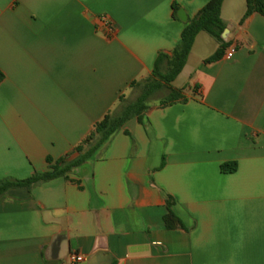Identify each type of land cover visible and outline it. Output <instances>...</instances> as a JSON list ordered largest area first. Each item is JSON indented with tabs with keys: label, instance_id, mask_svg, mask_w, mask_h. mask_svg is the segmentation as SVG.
I'll use <instances>...</instances> for the list:
<instances>
[{
	"label": "crops",
	"instance_id": "obj_1",
	"mask_svg": "<svg viewBox=\"0 0 264 264\" xmlns=\"http://www.w3.org/2000/svg\"><path fill=\"white\" fill-rule=\"evenodd\" d=\"M209 1L0 0V180L76 161L180 44L174 5L189 22ZM246 11L224 0L228 41L197 35L172 83L185 102L156 91L91 159L0 198V264H264V17ZM170 197L183 228L165 224Z\"/></svg>",
	"mask_w": 264,
	"mask_h": 264
},
{
	"label": "trees",
	"instance_id": "obj_2",
	"mask_svg": "<svg viewBox=\"0 0 264 264\" xmlns=\"http://www.w3.org/2000/svg\"><path fill=\"white\" fill-rule=\"evenodd\" d=\"M247 11L241 20L244 23L245 20L252 14L257 13L264 17V0H246ZM224 0H211L209 1L197 14L195 18L185 24L182 32L181 42L174 49L172 54H160L157 58L154 77L155 81H150L143 94L134 102L129 104L123 109L122 112L117 115L108 114L102 121L96 124L90 134L82 141V143L76 147V151L80 153V157L69 164L65 163V159H60L55 162L50 172L45 174H34L32 177L24 180L17 179H3L0 180V198L3 197L9 190L15 188H30L33 184L39 181H50L60 176H65L73 167L80 165L101 149L108 140L116 133L124 123L131 117H138L141 121L143 114L148 109L147 103L156 91L162 88L169 90L168 95L160 102L162 107L169 106L179 101L185 102L187 99L183 94V90L175 89L172 83L178 77V75L184 69L187 59L192 50L194 41L197 35L206 31L213 35L216 39L223 42L222 34L226 30V27L221 18V10ZM179 7L174 5V16L177 18ZM223 55V49L218 50L212 57L206 60L207 63H212L219 60ZM166 64L163 72L162 66ZM4 80V74L0 70V83ZM48 162L51 164L52 160L48 158ZM237 167L235 163H225L221 166V170L224 173H230L236 171ZM174 205V199L170 197L167 201L168 213L166 214L164 221L169 229L183 228L184 224L176 216L172 207Z\"/></svg>",
	"mask_w": 264,
	"mask_h": 264
},
{
	"label": "built area",
	"instance_id": "obj_3",
	"mask_svg": "<svg viewBox=\"0 0 264 264\" xmlns=\"http://www.w3.org/2000/svg\"><path fill=\"white\" fill-rule=\"evenodd\" d=\"M98 24L100 28H103L106 31L108 39L114 38L115 26H114V22L112 21L110 17H108L107 15L99 16ZM234 53H235V50L231 49L230 52L227 54V58L228 59L232 58ZM71 260L72 262L81 263V262L86 261V257L83 255L73 254L71 256Z\"/></svg>",
	"mask_w": 264,
	"mask_h": 264
},
{
	"label": "water",
	"instance_id": "obj_4",
	"mask_svg": "<svg viewBox=\"0 0 264 264\" xmlns=\"http://www.w3.org/2000/svg\"><path fill=\"white\" fill-rule=\"evenodd\" d=\"M177 17L178 19L183 22V23H187L188 21V17H187V14L186 12L184 11V9H180L177 13ZM231 32H232V27H227V29L224 31V33L222 34V38L225 40V41H228L227 38L228 36L231 35Z\"/></svg>",
	"mask_w": 264,
	"mask_h": 264
},
{
	"label": "rangeland",
	"instance_id": "obj_5",
	"mask_svg": "<svg viewBox=\"0 0 264 264\" xmlns=\"http://www.w3.org/2000/svg\"><path fill=\"white\" fill-rule=\"evenodd\" d=\"M166 93H167V92H164V91L161 92V93H159V94L157 93V95H155L153 99H155V98H157V97H163L164 94H166ZM130 103H134V101H132V102L130 101ZM127 104H128V103H127Z\"/></svg>",
	"mask_w": 264,
	"mask_h": 264
}]
</instances>
